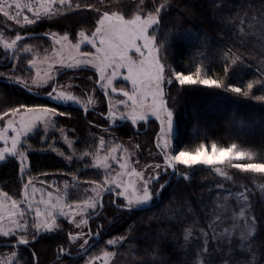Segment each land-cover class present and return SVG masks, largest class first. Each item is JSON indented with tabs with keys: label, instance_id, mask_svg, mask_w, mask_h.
Instances as JSON below:
<instances>
[{
	"label": "snow or ice",
	"instance_id": "6c2138e0",
	"mask_svg": "<svg viewBox=\"0 0 264 264\" xmlns=\"http://www.w3.org/2000/svg\"><path fill=\"white\" fill-rule=\"evenodd\" d=\"M171 8L168 0H132L127 5L122 0H0V19L5 21L0 25V46L13 53L11 60L14 62L5 65L9 71L0 72V79L5 81L4 88L8 90L0 100V163L13 164L18 173L15 193L10 195L9 191L0 189V240L15 241L6 247H28L50 238L48 234L67 229L65 241L61 243L78 245L86 255L83 264H109L116 253L105 249L119 244L126 237L108 238L105 248L95 254L89 250L90 241L97 238L103 241L104 225H97L93 231L91 221L107 220L104 215L106 196L116 210L131 213L153 202L169 183L161 181L177 172L189 179L185 173L195 166H209L211 169L227 164L238 172L254 173L243 165H264V162H254L257 158L255 151L240 150L236 143L226 147L212 143L210 149L201 144L194 152L174 145L177 113L169 104L173 84L222 89L264 104V94L254 92H264V72L257 67L258 75L252 80L239 86L230 83L228 73L243 63L239 55H232L231 49L225 50L221 56L223 79L214 77L210 70L206 72L204 65L188 73L175 70L166 63L167 49L173 48L176 38L187 29H181L179 25L169 27L173 15ZM84 13L87 16L81 19L79 30H65L64 26L60 31L51 30L69 14ZM43 24L49 25L43 35L51 47L50 50L43 49L41 55L36 46L28 43L39 36H23L20 31ZM25 54L27 63L21 68L18 61L24 59ZM87 68L94 70L93 87L98 86L107 97V115L103 111L100 115L105 125L111 122V127L88 121L90 106L95 108L100 100L92 94V89L82 86L83 80L81 84L60 81L61 70ZM117 81L126 82L127 86H118ZM13 96L23 99H13ZM68 104L82 105L85 123L100 128L107 135H99L93 145L78 148L81 141L74 138L75 128H65L61 123V118L72 119L71 112L60 109L61 105ZM152 117L159 122L154 141L158 162L141 167L140 160L134 159V153L141 151V145H132L130 151L129 147L117 142L113 133L118 121H127L134 129L135 139L137 130L148 124ZM34 135H40L46 150L66 163L81 161L83 167L99 170L100 175L96 179L81 180L75 169L53 174L41 172L43 178L33 175L29 156L35 150L30 143ZM261 159L264 160V156L261 155ZM215 171L224 180L236 183L224 168L215 167ZM51 175L61 177L62 185L60 180H51ZM82 184L87 186L86 194L82 199L71 201L70 189H77ZM217 187L223 189L222 196H232L223 184ZM241 187L243 190L238 196L248 203L251 193L246 185ZM240 217L247 219L250 231L238 240L225 239L223 246L229 249L228 255L241 247L246 255L242 261L229 259L225 264H264V241H256L255 218L246 217L244 211H240ZM219 220L220 217L216 216V222ZM136 230L134 226L129 228V231ZM184 232L185 241L194 235L192 228H186ZM201 235L202 254H209V235L203 230ZM149 239L145 258L139 264H170L163 250V233L160 240ZM215 239L219 244L220 238ZM59 252L71 255V249L66 251L64 247ZM18 258V253L13 251L11 259L6 258L0 264H17ZM24 264H40L38 254L33 251Z\"/></svg>",
	"mask_w": 264,
	"mask_h": 264
},
{
	"label": "trees",
	"instance_id": "16d2710c",
	"mask_svg": "<svg viewBox=\"0 0 264 264\" xmlns=\"http://www.w3.org/2000/svg\"><path fill=\"white\" fill-rule=\"evenodd\" d=\"M131 2L132 0H122L125 5ZM168 3L172 5L170 11L173 14L169 27L179 25L181 29H187L176 38L174 47L167 49L166 63L172 65L175 70L188 73L204 65L206 72L210 70L214 77L223 79L225 73L221 56L225 50L231 49L232 55H239L243 63L233 67L228 73L230 83L239 86L252 80L258 75L257 67L264 72V0H168ZM86 16L87 13L69 14L67 19L61 20L60 25L51 30L60 31L61 26H64L65 30H79L80 21ZM4 23L5 21L0 19V25ZM189 28L193 29V35L189 32ZM48 29L49 25L43 24L31 27L28 31H20V34L42 35L39 39L28 42H48L43 35ZM197 29L202 31L199 32ZM190 35L192 36L189 37ZM6 56L7 54L0 48V72L9 71L3 66V59ZM21 66L24 65L21 64ZM75 72L94 76V72L88 69L65 70L60 79ZM4 84L0 81V100L8 91L4 88ZM254 92L256 95L264 94L259 90ZM170 93L169 104L177 113L175 121L178 131L174 145L181 150L194 152L201 144H206L210 148L212 143H216L218 147L236 143L240 150L257 153L254 162H264L261 159V155L264 156V104L233 92L202 85L179 87L173 84ZM17 98L23 99V97L13 96V99ZM103 98L104 105L87 114L88 121L93 124L98 122L101 127L106 125L102 124L105 120L101 118L100 113L101 111L104 115L107 113L106 98L104 96ZM64 108L63 110L72 113V119L66 120L65 125L74 127L85 144L89 140V135L94 137L95 132L98 134L101 131L100 128H92L85 123L84 113L80 109H68L67 106ZM154 126L157 127L156 132L152 130ZM158 129V124L152 121L149 130L142 134L138 132L135 139H133L134 129L128 123L121 128H115L114 132L120 139L138 141L141 145L140 153L146 155L150 147L155 150L154 141ZM31 142L35 141L32 139ZM30 162L32 171L36 175L41 172L53 174L63 171L58 160L48 154L39 153L31 156ZM226 171L235 178V185L238 187L246 185L247 191L251 193L249 206L251 216L255 218L254 235L257 243L264 241V172L241 173L231 167L226 168ZM88 175L90 173H82L81 176L89 177ZM185 175L189 179H185L180 172L175 174L162 191L159 202L156 198L148 208L134 210L131 213L126 210H116L110 203V198L106 196L104 200L107 211L104 215L107 220L93 219L91 221L93 231L97 229V225H104L103 241L100 239L90 252L99 248L108 238L116 239L124 236L126 239L115 245L112 252L116 253L117 259L122 264H139V261L145 258L147 246L150 243L149 238L160 240L163 233V250L170 264H203L205 260L208 264H225V261L229 259L242 261L246 255L242 247L232 250L231 255H228L229 249L223 246L224 241L220 239L218 244L215 239L221 236V232H218L219 223L216 222L217 204L221 193L217 185L223 181L212 170L205 168H193ZM97 177L98 174L87 179ZM17 185L18 173L14 165L10 163L2 165L0 187L4 191L9 190L14 193ZM69 198L73 202L79 200L76 193L69 195ZM132 226L137 230L129 231ZM186 228H192L194 231L189 241L183 239ZM201 230L209 235L207 244L209 254H202ZM66 231L67 229L55 235L48 234L50 238L40 240L30 245V248L1 247L0 253L2 250H7L9 253L20 251L23 253L22 261L24 262L35 251L40 264H61L84 258L86 255L78 258L68 257V259L67 256L62 257L59 249L61 247H64L66 251L69 249L68 244L61 243L65 241ZM197 236L200 238L197 239ZM4 243L0 242V244ZM93 243L95 241H90V245ZM72 249L71 255L82 252L80 249L73 252Z\"/></svg>",
	"mask_w": 264,
	"mask_h": 264
},
{
	"label": "rangeland",
	"instance_id": "374dc122",
	"mask_svg": "<svg viewBox=\"0 0 264 264\" xmlns=\"http://www.w3.org/2000/svg\"><path fill=\"white\" fill-rule=\"evenodd\" d=\"M180 13H183V12L180 11ZM197 30L199 32L202 31L201 29H197ZM192 31H193V29L189 28V32H191V34L193 35L194 31L193 32ZM192 35H190L189 37H191ZM28 43L36 46V51L41 55H43V49H49L50 50V47H51L49 41L48 42L37 41V42H28ZM190 46H191V44H190ZM0 48L5 54H7V56L4 57V59H3V66L10 64V63H14L11 60L13 53L11 51L4 50L2 46H0ZM16 55H20V54L17 53ZM18 63H19L21 68H24L26 66V63H27V55L25 54V58L18 61ZM21 64H23L24 66H21ZM87 69L94 72V70H92L91 68H87ZM61 71L63 73L65 70H61ZM66 71H69V70H66ZM93 79H94V76H92L91 74L75 72V73L67 74L66 76L62 77L60 79V81H61V83H63L64 81L68 80V81H72L76 84H81V81L83 80L82 86L85 87L86 89H92V94L96 95L100 100V103L95 108L90 106V109L94 110V109L104 105V103H103L104 98H103V95L100 93L98 86L93 87V85L91 83V81ZM117 85L118 86H125V87L127 86L126 82H123V81H117ZM77 94L79 95V93H77ZM113 95H115V94H113ZM106 102H107V100H106ZM64 106L65 105H61L60 109L61 110L65 109ZM78 107H82V105H79V104H68L67 105L68 109L69 108H78ZM66 120H70V119L61 118L62 125L65 128H73V127H70L69 125H65ZM119 122L120 121H118L116 124H119ZM102 124H105V122L104 123L102 122ZM106 126L110 127L111 122H108V124ZM174 129H175V131H174L173 143L177 137V131H178L176 121L174 123ZM152 130H154L153 132H156L157 127L156 126L152 127ZM152 130L150 129V131H152ZM113 134L117 138V142L123 143L125 147H129L130 151H132L131 146L138 143V141H135V140L120 139L117 137V134L115 132ZM50 135H51V133H50ZM99 135H107V134H105L102 131H100L98 134H97V132H95L94 137H93V135L92 136L89 135V140L86 144L93 145L95 139ZM74 138L79 139L81 141V143L77 145L78 148L84 147L85 143L81 140V138H80L79 134L76 132V130H75V137ZM32 139L35 141L34 143L31 142ZM31 140H30V143L33 145L35 150L30 152L29 159L31 156L38 155L39 153L40 154H46V155L48 154L49 156L56 158L58 160V162L60 163V166L63 168V171L60 173L68 172L70 169H75V170L79 171L81 180H87V178L91 177L92 175L93 176H95L97 174H98V176L100 175L99 170L92 169L89 167H83L81 161L74 160L71 163H66L64 160H62L58 155H56L52 151L46 150V145L41 143V136L40 135H34L31 138ZM60 146L64 147V150L66 152L69 151L64 145H60ZM149 150L150 151H148V153L146 155H143L140 152L134 153V159L140 160V166L141 167H143L145 164H151L154 162H158L155 159L156 158V151L154 149H152V147H150ZM208 159L211 160L212 157H208ZM4 164H6V163H0V167ZM215 167H222L226 170V168L231 167V166L225 164V165H217ZM215 167H212L210 169L209 166H202V167L201 166H195L194 168H205V169L212 170L214 173H216ZM243 167H245L247 169H252L254 172H264V165L250 164V165H243ZM82 173H90V175H88L89 177H82L81 176ZM32 174L37 176V177H40V174L36 175L33 173V171H32ZM40 178H43V177H40ZM219 178H221V181H223V183H221V184H223L225 188L229 189L232 192V196H229L227 194H224L222 196L221 193H223V189L220 188L221 193L219 194V202L217 204V209H218L217 216L220 217V220L218 222L219 223L218 232H221L220 239L222 241H225V239H228V240L237 239L238 240L241 235H246L251 229V225L247 222V219H241V217H240V211H244L246 214V217H252L251 212H250V206H249L251 200H250V197H248L249 202L246 203L243 199L239 198L238 194L240 191L243 190L242 187H238L237 185L233 184L231 181L224 180V178L221 176H219ZM50 179L53 181L60 180L61 185L63 183L62 178L57 176V175H51ZM90 179H96V178H90ZM166 179H169V176L165 177V179L162 180L161 182L162 183L165 182ZM0 189L4 190L2 187H0ZM17 190L18 189H16L15 192ZM86 190H87V186L82 184L77 189H70L69 195H71L72 193H76V194H78V199H82L84 197V195L86 194ZM7 191H9V190H7ZM9 194L11 195V194H13V192L9 191ZM156 197L154 198V201L156 200ZM160 198H161V194H160ZM154 201L149 203V204L142 205L138 208L149 207L154 203ZM52 235H55V234H52ZM0 242L4 243V242H9V241L0 240ZM10 242L15 243V241H10ZM105 244H106V242H104L99 248H97L92 253L95 254L100 249L105 248ZM68 247H69V249L73 248L72 249L73 252L78 251V249H79L78 245L74 246V245L68 244ZM114 247H115V245L110 247V248H106L105 250L112 251V248H114ZM23 248H26V247H23ZM16 252L18 253V257H19L17 259V264H24V262L22 261L23 260L22 259L23 253H21L20 251H16ZM6 258L11 259V253H9L7 250H4V251L2 250V252L0 253V261H3ZM66 258L68 259V257H66ZM85 258H86V256L82 259H78V261L77 260L76 261H66V262H63L61 264H83V259H85ZM109 264H122V263L117 259L116 255H115L114 257L111 258V260L109 261Z\"/></svg>",
	"mask_w": 264,
	"mask_h": 264
},
{
	"label": "water",
	"instance_id": "95a60500",
	"mask_svg": "<svg viewBox=\"0 0 264 264\" xmlns=\"http://www.w3.org/2000/svg\"><path fill=\"white\" fill-rule=\"evenodd\" d=\"M32 36V35H31ZM36 36H39V37H41L42 35H36ZM69 71H75V70H69ZM63 74V73H62ZM61 74V75H62ZM1 82H3V83H5V81H3V80H0ZM99 89V88H98ZM99 91L101 92V90L99 89ZM102 93V92H101ZM106 98V100H107V97H105ZM65 106H67V105H65ZM78 109H80L81 111H82V107H78ZM93 110L92 109H90L89 110V113L90 112H92ZM84 115H86L85 113H84ZM107 115V114H106ZM151 120H152V118H151ZM150 120V121H151ZM126 123H128L127 121H121V123L119 124V125H115V128H120V127H122V126H124ZM129 124V123H128ZM147 126H148V124H146ZM147 130V129H146ZM138 131V130H137ZM175 176V175H174ZM174 176H169V179H168V181H169V183L172 181V179H173V177ZM168 183V184H169ZM167 184V185H168ZM164 190V189H163ZM162 190V191H163ZM162 191L160 192V194L162 193ZM160 194L159 195H157V202H159L160 201ZM145 208H148V207H144V208H136L135 210H142V209H145ZM99 240H100V238H97L96 240H95V243H93V244H91L90 246H89V250H91L94 246H95V244L97 243V242H99ZM6 244H8V243H4V244H0V248L1 247H6L5 245ZM12 244H14V243H12ZM20 247H25V246H20ZM19 247V248H20ZM7 248H10V247H7ZM26 248H30V246H28V247H26ZM82 255H85L83 252H81V253H79V254H76V255H63L62 254V257H64V256H67V257H69V258H78V257H80V256H82Z\"/></svg>",
	"mask_w": 264,
	"mask_h": 264
},
{
	"label": "flooded vegetation",
	"instance_id": "af4514ba",
	"mask_svg": "<svg viewBox=\"0 0 264 264\" xmlns=\"http://www.w3.org/2000/svg\"><path fill=\"white\" fill-rule=\"evenodd\" d=\"M152 118H153V117H152ZM152 121H153V122H156V123L158 124V127H159V122L156 121L155 118H154L153 120H151V121L148 123V126L145 125L144 129H142V130H139V129H138V130H139L138 132H139L140 134H142V133H144V132L146 131V129L149 130L150 123H151ZM120 123H121V121L119 122V124H120ZM119 124H116V125H119ZM110 127H111V126H110ZM120 128H121V127H120ZM157 134H158V133H157ZM166 181H168V179H166Z\"/></svg>",
	"mask_w": 264,
	"mask_h": 264
}]
</instances>
